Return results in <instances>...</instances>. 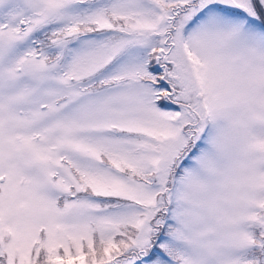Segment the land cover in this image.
<instances>
[{
    "label": "snow or ice",
    "instance_id": "6c2138e0",
    "mask_svg": "<svg viewBox=\"0 0 264 264\" xmlns=\"http://www.w3.org/2000/svg\"><path fill=\"white\" fill-rule=\"evenodd\" d=\"M0 264H264V0H0Z\"/></svg>",
    "mask_w": 264,
    "mask_h": 264
}]
</instances>
